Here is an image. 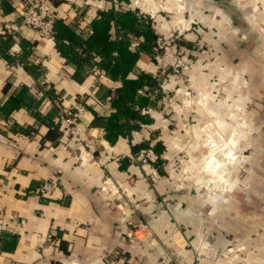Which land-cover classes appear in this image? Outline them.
<instances>
[{"label":"crops","instance_id":"obj_1","mask_svg":"<svg viewBox=\"0 0 264 264\" xmlns=\"http://www.w3.org/2000/svg\"><path fill=\"white\" fill-rule=\"evenodd\" d=\"M186 1L185 26L192 32L185 44L200 66L193 69L194 85L208 90L216 79L218 90L231 98L246 96L251 103L242 114L233 111L232 127L219 121L222 131L242 141L249 154L242 166L247 180L228 197L182 187L173 159L183 136L163 109L168 79L149 92L154 104L143 110L149 120L135 122L130 136L111 144L92 122L94 114L112 115V97L121 80L109 78L99 65L102 57L78 67L62 56L55 38H39L19 25L24 0H0V264H196L198 239L210 256L235 242L239 246L234 247H241L256 240L255 186L264 193V0ZM176 2L49 0L58 19L82 38L93 33L100 12L111 8L138 10L152 19L159 35L166 33L173 17L156 12V6L164 3L177 13ZM150 3L153 13L146 9ZM14 24L19 30L8 33ZM112 34L128 38L133 50L143 40L117 29ZM15 36L24 49L20 63L8 53ZM154 53L141 52L132 77L142 72L158 77ZM222 62L226 67L215 66ZM16 97L23 102L12 109ZM57 100L64 107L85 108L79 127L93 141L96 158L86 156L81 144H67V134L52 125L49 115ZM218 108L220 114L229 111ZM240 116L247 127L236 137ZM143 148H153L163 161L147 167L135 162ZM252 178L260 183L250 182ZM48 179L61 190L42 197L37 189ZM242 190L246 195L239 194ZM260 222L264 237V214ZM137 224L146 226L144 236L136 233ZM259 252L264 264V249Z\"/></svg>","mask_w":264,"mask_h":264},{"label":"rangeland","instance_id":"obj_2","mask_svg":"<svg viewBox=\"0 0 264 264\" xmlns=\"http://www.w3.org/2000/svg\"><path fill=\"white\" fill-rule=\"evenodd\" d=\"M176 3L177 13L170 11L167 4L164 3L156 6V12L160 10L162 13L164 12L163 14L166 17L170 14L173 17L169 31L159 36L168 37V39L162 40L164 46L177 47L176 53L181 61L178 66L179 72L166 70L165 75H158L157 77L160 79L158 81L160 84L166 79L169 81V85H167L168 95L163 99V109L173 122L174 129L177 130L179 135L181 133L183 136V139L178 143L177 152L173 159L174 167L179 173L180 184L185 189L188 186H195L200 188L201 193L205 195L216 196L222 194V196H232L239 190L238 187L241 186V182L247 180L242 166L249 160V154L243 151L242 141H238L234 138L235 136H230L231 134L222 131L219 121L232 127L234 124H228V120L234 119L232 116L233 111L242 114L250 108L251 103L246 96L231 98L232 96H228L229 94L226 92L218 90L219 81L216 79L210 82L208 90H200L204 84H201L202 87L198 84L194 85L192 80L193 69L200 66L197 58L191 56L185 44L192 32L191 29L189 30L185 26L184 15L187 9V1L177 0ZM149 5L146 6V9L153 13L154 9H152L151 3ZM146 9L144 8V12H147ZM161 50L163 53V49ZM154 61L158 64L157 59L154 58ZM183 61L187 62L189 68H185V64H182ZM176 63L178 64V62ZM162 64H164L163 61ZM215 66L219 68L226 67L223 62L218 65L215 64ZM226 84H229V82H226ZM210 103L214 105H210ZM219 106H225L229 108V111L226 110L225 113L220 114L218 112ZM243 122V116H240L239 120L238 117L235 120L236 137L242 134L241 129L247 127V124L242 125ZM233 154L234 157L231 156ZM213 156L222 161L223 175L214 174L207 169L206 164ZM256 178L258 179L259 175H256ZM256 178L249 179V181L257 182ZM232 181H236L234 187H231ZM255 188H257V198L262 202V206H260L262 209L259 210V201L257 200L258 218L256 223L258 230L256 231V240L252 241L249 246L247 244V246L243 245L241 247H234L233 245L239 246L235 242L210 256L206 252L204 240L198 239L199 242L196 245L198 250L195 254L196 264H261L262 256L259 251L264 249V237H262V229L259 227L264 214V193L261 190L259 191L258 184ZM244 193L245 191L242 190L239 194L241 196L246 195ZM209 208L211 209V206ZM145 233L141 228L138 234L144 236ZM202 247L203 251L201 250Z\"/></svg>","mask_w":264,"mask_h":264},{"label":"trees","instance_id":"obj_3","mask_svg":"<svg viewBox=\"0 0 264 264\" xmlns=\"http://www.w3.org/2000/svg\"><path fill=\"white\" fill-rule=\"evenodd\" d=\"M92 27L93 33L82 38L62 19L57 18L55 41L62 56L71 59L78 67L84 61L100 56L102 60L99 65L109 78L114 81L121 80L122 85L115 89L112 97V115L102 117L94 114L92 122L104 130L106 139L111 144H115L119 137L130 136L132 128L137 127L135 122L146 123L149 120L143 110L154 104L149 92L158 88L159 82L149 73L142 72L137 77H132L131 72L135 69L141 52H153L159 34L153 27L151 18L132 9H104L100 12V17L93 21ZM115 29L123 32L125 36L130 34L143 38L139 48L131 49L128 38L114 39L112 33ZM7 40L12 42L10 36ZM9 44L11 43L7 45ZM76 49L81 52L77 53ZM21 99H11L16 104L12 109L22 104ZM50 122L52 123L51 119ZM160 161L163 160L160 158Z\"/></svg>","mask_w":264,"mask_h":264},{"label":"built area","instance_id":"obj_4","mask_svg":"<svg viewBox=\"0 0 264 264\" xmlns=\"http://www.w3.org/2000/svg\"><path fill=\"white\" fill-rule=\"evenodd\" d=\"M20 17L21 24L19 25H24L28 28H31L36 32L39 38H55V23L58 17L54 9L51 7L49 0H24ZM18 30L19 26H17V24L7 27L8 33L11 34H15ZM164 39H168V37L158 36L154 48V58L157 59L158 72L160 76L165 75L166 70L179 72L178 66L180 65L179 63H181L179 56L176 53L177 47L171 48L169 46H164L162 44V40ZM161 49H163V53ZM23 51V45L15 36V41L9 48L8 53L12 56L17 57V63H20ZM162 61L164 62V64H162ZM176 62H178V64ZM182 64H185V68H189V65L186 61H183ZM94 69H97V67H95ZM84 110L85 108L82 105H78L75 107H64L61 105L59 100H57L50 114V119L55 125L61 127L67 134L69 138L67 144L70 145V142L81 144L85 149L86 156L90 158H96L93 141L88 138V136L83 133V131L79 127L82 112ZM160 158V155L153 148L140 149L134 156L135 162L140 163L144 167L157 164ZM99 162L103 165L102 160H99ZM107 185L112 191V189L114 188L113 184L109 183ZM104 188L106 189V187ZM59 190H61V185L54 180L48 179L44 180L38 187L37 193L42 197H50L54 192ZM145 227V225L137 224L135 226L136 233L140 231L141 228L144 229ZM104 264L112 263L110 260H106ZM173 264L178 263L174 262Z\"/></svg>","mask_w":264,"mask_h":264},{"label":"bare ground","instance_id":"obj_5","mask_svg":"<svg viewBox=\"0 0 264 264\" xmlns=\"http://www.w3.org/2000/svg\"><path fill=\"white\" fill-rule=\"evenodd\" d=\"M231 153V152H230ZM225 155V154H224ZM232 157H234V154L231 155ZM226 157V156H225ZM206 167L207 169L214 173V174H219L221 175L223 172H222V161H219L215 156L211 157L207 164H206ZM223 175V174H222ZM226 178V177H225Z\"/></svg>","mask_w":264,"mask_h":264}]
</instances>
